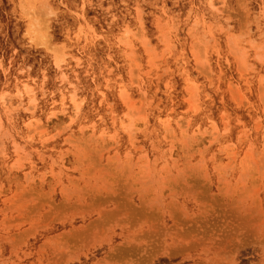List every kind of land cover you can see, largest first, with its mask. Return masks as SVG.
<instances>
[{"label": "rangeland", "instance_id": "1", "mask_svg": "<svg viewBox=\"0 0 264 264\" xmlns=\"http://www.w3.org/2000/svg\"><path fill=\"white\" fill-rule=\"evenodd\" d=\"M0 264H264V0H0Z\"/></svg>", "mask_w": 264, "mask_h": 264}]
</instances>
